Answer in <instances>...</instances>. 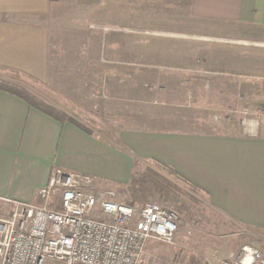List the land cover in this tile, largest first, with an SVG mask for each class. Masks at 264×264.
Instances as JSON below:
<instances>
[{
  "label": "crops",
  "instance_id": "0c3cea01",
  "mask_svg": "<svg viewBox=\"0 0 264 264\" xmlns=\"http://www.w3.org/2000/svg\"><path fill=\"white\" fill-rule=\"evenodd\" d=\"M86 19L121 39L104 50L96 45L97 37L67 47L69 24L59 30L50 26L55 20L82 21L83 28ZM59 56L69 70L64 78L73 77L84 88L91 84L94 90L100 83L128 87L136 68L147 87L143 100L151 99L156 89L151 85H164L158 95L167 100L222 101L205 111H260L264 0H0V65L49 77ZM70 69L77 76L71 77ZM190 105L198 109V103ZM127 111L117 116L121 121L108 124L115 132L103 135L76 118L84 129L61 123L0 91V198L41 205L39 192L55 169L92 177L96 192L97 183L128 184L135 167L127 149L194 182L233 223L264 232V118L250 121V133L196 123L171 130L137 127L138 117L146 124L167 121Z\"/></svg>",
  "mask_w": 264,
  "mask_h": 264
},
{
  "label": "rangeland",
  "instance_id": "374dc122",
  "mask_svg": "<svg viewBox=\"0 0 264 264\" xmlns=\"http://www.w3.org/2000/svg\"><path fill=\"white\" fill-rule=\"evenodd\" d=\"M69 22L55 20L50 25L51 28L59 30L67 28V24H69L71 33H69L70 37L66 40L67 47L89 42L93 43L92 39L97 37L98 40H95L96 45L100 43L101 49L104 50L110 48L115 41L121 39L118 36L119 34L114 33L113 30H110L105 25L102 28L94 27V19H86L84 29L80 24L82 21ZM103 22L116 24L120 21L103 20ZM102 54L105 56L104 53ZM69 55L71 56L72 52ZM65 57L67 58L68 54ZM64 63V59L62 60L61 56L59 58L55 57L53 60L54 68L49 72V77L45 75L42 77L36 76L26 71H22L25 76L1 71L0 78L26 87L38 98L54 105L73 119L76 118L83 123H88L87 125L90 128L99 131L103 135H110L115 132L114 128H110L108 124L121 121L117 116L121 115V113H128L127 109H130L132 114L136 115H141L142 111H144L146 113L149 112L151 116H164L166 118L165 121H167L165 123L157 120L147 124V121L145 122L138 117L139 121L135 124L137 127L149 125V127L154 129H186L196 123L204 125L203 127H207L210 130L220 132L230 129L238 133L242 128L250 133V121L264 118V105L260 108V111H205L204 109L208 107H219L222 101H206L204 99L192 101L167 100L158 95L159 88L164 85H151L149 88H156L151 89L154 90L149 94L151 99L143 100L142 93L146 92L145 89L147 87L145 88L146 85L144 86L141 83L143 79L141 70L136 68L132 70L131 74L134 83L129 84L128 87L118 84L112 85V83H106L105 85L100 83L94 86V90L93 86L90 89L91 84L89 87L86 85L84 88V84L75 83V79L72 77V75L77 76L78 74L75 70L72 72L70 69L72 80L69 77L67 78V76L66 79L64 78L66 73L69 72L67 63L64 66L66 69L63 70L62 65ZM54 69L57 70V74L53 71ZM103 70L107 71V69ZM65 80L67 81L65 82ZM114 88H117V91ZM120 96L128 100L121 103L122 100L119 101ZM116 97L118 101H113L112 99ZM175 102H179L180 105L171 106ZM191 102L198 103V109L190 108ZM142 103H144V106H142ZM125 108L127 109L125 110ZM176 114L178 118H181L177 120ZM91 123H96V128L92 127ZM200 127L202 126H198V128ZM204 129L206 130V128ZM140 160L141 162L133 170L134 176L130 183L121 185L108 182L104 185L102 183L100 186L97 183L98 192L94 189L93 192H114L117 201L132 204L137 208L145 203L155 202L175 211L179 215L181 225L176 235L175 243L167 245L154 240L149 241L144 264H222L225 260L237 257L246 246L259 249L264 253L263 231L233 223L211 205L206 194L201 192L192 194L185 185L178 183V181L176 182L177 186L188 195L165 189L157 182L152 181V179H148L145 175L146 169L153 165L152 162ZM189 195L195 200L191 199Z\"/></svg>",
  "mask_w": 264,
  "mask_h": 264
},
{
  "label": "built area",
  "instance_id": "2783aa9c",
  "mask_svg": "<svg viewBox=\"0 0 264 264\" xmlns=\"http://www.w3.org/2000/svg\"><path fill=\"white\" fill-rule=\"evenodd\" d=\"M93 186L88 175L55 169L41 205L0 198V264H144L149 241L175 243V211L137 208ZM222 264H264V253L246 246Z\"/></svg>",
  "mask_w": 264,
  "mask_h": 264
},
{
  "label": "trees",
  "instance_id": "16d2710c",
  "mask_svg": "<svg viewBox=\"0 0 264 264\" xmlns=\"http://www.w3.org/2000/svg\"><path fill=\"white\" fill-rule=\"evenodd\" d=\"M1 71L13 72V73L21 74L25 76V73H23L22 71L15 69V68L6 67L3 65H0V72ZM0 91L14 95L22 99L30 107L39 110L45 115L61 123L70 122L82 128V126L75 119L68 116L66 113H64L62 110L58 109L54 105L48 104L44 100L38 98L35 94L29 91L26 87L18 83L10 82V81L3 80L2 78H0ZM124 150L132 156L133 161H134V167H136L141 162V160L137 158L135 155H133L127 149H124ZM148 161H151L153 165L146 169L145 175L147 176L148 179H152V181L157 182L158 184L163 186L165 189L172 191V192L186 194V192H184L183 189L177 186L176 182L178 181V183L185 185L192 194L197 193V192L204 193V191L199 186H197L194 182H192L191 180H189L188 178L180 174L178 171H176L172 167L160 161H157V160H148ZM190 197L191 199L195 200L192 196Z\"/></svg>",
  "mask_w": 264,
  "mask_h": 264
}]
</instances>
